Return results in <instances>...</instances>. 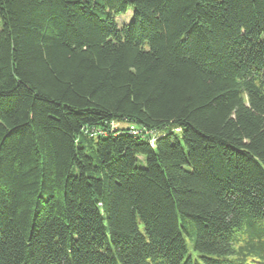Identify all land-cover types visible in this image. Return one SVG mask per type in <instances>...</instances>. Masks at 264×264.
<instances>
[{
	"label": "trees",
	"instance_id": "obj_1",
	"mask_svg": "<svg viewBox=\"0 0 264 264\" xmlns=\"http://www.w3.org/2000/svg\"><path fill=\"white\" fill-rule=\"evenodd\" d=\"M0 264H264V0H0Z\"/></svg>",
	"mask_w": 264,
	"mask_h": 264
},
{
	"label": "rangeland",
	"instance_id": "obj_2",
	"mask_svg": "<svg viewBox=\"0 0 264 264\" xmlns=\"http://www.w3.org/2000/svg\"><path fill=\"white\" fill-rule=\"evenodd\" d=\"M131 19V13L128 12V14L124 15V16H119L117 18V23L118 25H122V24H127Z\"/></svg>",
	"mask_w": 264,
	"mask_h": 264
}]
</instances>
